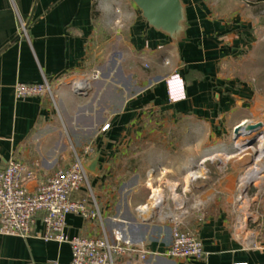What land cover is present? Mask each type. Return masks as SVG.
<instances>
[{"label": "crops", "instance_id": "crops-1", "mask_svg": "<svg viewBox=\"0 0 264 264\" xmlns=\"http://www.w3.org/2000/svg\"><path fill=\"white\" fill-rule=\"evenodd\" d=\"M182 2L185 31L175 41L150 27L131 0H0V170L10 159L36 165L33 188L88 145L86 162L97 156L96 170L87 169L89 188L72 197L96 206L100 216L68 214L69 237H111L118 230L152 253L145 264H264V177L249 188L242 213L231 207L237 173L252 162L243 160L245 138H234V128L245 121L264 124V92L236 72L242 51H253L252 57L264 51V0ZM174 73L185 91L177 101L169 99L166 85ZM43 76L60 80L53 97L15 98V83ZM155 111L199 123L206 139L200 153L154 154L150 167L175 178L220 156L231 162L215 171L214 185H206L218 193L217 201L196 213V205L185 203L188 211L178 216V201H166L157 188V202L153 184L128 186L134 172L114 167L119 158L136 156L130 150L134 135ZM215 152L221 155L201 161ZM174 222L199 237L201 258L165 254ZM41 234L38 220L25 237L0 234V264H69V245ZM114 264L131 259L118 257Z\"/></svg>", "mask_w": 264, "mask_h": 264}, {"label": "built area", "instance_id": "built-area-1", "mask_svg": "<svg viewBox=\"0 0 264 264\" xmlns=\"http://www.w3.org/2000/svg\"><path fill=\"white\" fill-rule=\"evenodd\" d=\"M20 34L26 35L25 25L20 22ZM93 79L97 77L95 73ZM88 81L73 83V88L85 87ZM58 79L42 77L39 82H17L14 85L16 99L28 97H53ZM167 92L171 101L185 97L184 83L178 73L166 79ZM105 124L102 129H106ZM91 148L84 146L81 153L55 171L44 181L37 182L36 165H28L10 159L0 170V234L25 237L31 233L36 221L42 226L41 237L67 243L71 251L69 264H114L118 257H129L131 264H145L152 253L140 244L132 242L122 232L114 231L107 236H73L66 234L65 218L68 214L83 218L100 216L96 206H88L84 199H73L74 192L82 187L89 188L88 171L85 167ZM194 172V171H193ZM182 206H179L181 208ZM185 210H182V213ZM165 254L169 257L201 258L202 243L199 237L188 230H182L179 222L171 228V240Z\"/></svg>", "mask_w": 264, "mask_h": 264}, {"label": "rangeland", "instance_id": "rangeland-1", "mask_svg": "<svg viewBox=\"0 0 264 264\" xmlns=\"http://www.w3.org/2000/svg\"><path fill=\"white\" fill-rule=\"evenodd\" d=\"M254 52L256 55L252 57L253 51L252 53L248 50L242 51V55L240 56L241 63L236 69V72L238 74H244L245 77H251L254 87L256 89L260 88L264 92V51L256 50ZM252 59H256V61ZM143 122V127H140L134 135L138 140L130 147L131 152L135 153L136 156L130 162L119 158L114 164L118 173L121 170L120 168L122 166L126 167V165L129 166L131 172H134L131 175L132 177L127 180L128 186L129 184L130 186L134 184L136 187L138 182L142 190L143 187L148 185L147 183H150L149 185L153 184L166 197V201L171 202L173 198L175 201H178V206L182 205L181 208L176 210L178 216L182 213V210H185V212L188 211L187 209L189 208L187 207L186 209L185 203L189 204V206L192 204L196 205V213L198 212V208L201 207V204L217 201L218 193L214 192V190L208 192L206 185L212 186L218 180L215 174L216 170L223 167L229 169L231 166V162L225 160L222 156L217 157V160H213V163H205L202 166L194 167L192 171L188 172V175L192 172L195 175L194 178L185 177L184 174L177 175V177L173 178L169 177L168 172L162 171L161 168L150 167L152 166L150 164H152L151 159L154 154L169 156L172 154L188 155L191 152L200 153L206 139V132L200 124H196L185 117H170L165 111L152 112ZM192 123L196 127L194 130L191 128ZM259 144L260 140L245 149L247 155L243 160L246 161L248 158L252 159L249 167L259 154L260 150H257L256 154L253 153V149H257ZM176 170L174 169V171ZM248 170L249 168L247 169V167H241L237 173V185L235 184V191L231 201V207H234L235 210L240 207L241 213L242 209L247 207L249 203L247 199L249 188L253 187L254 184L259 186L261 184V178L264 177L263 169L257 180L250 187H247V184L244 187L237 188L239 177L241 176V179L243 175L248 173ZM245 187L246 189L243 191ZM159 192L155 191L153 195L157 199L162 198Z\"/></svg>", "mask_w": 264, "mask_h": 264}, {"label": "water", "instance_id": "water-1", "mask_svg": "<svg viewBox=\"0 0 264 264\" xmlns=\"http://www.w3.org/2000/svg\"><path fill=\"white\" fill-rule=\"evenodd\" d=\"M140 10L147 24L157 31L168 35L171 39L178 41L185 31V9L182 0H131ZM263 122L249 123L245 121L236 126L233 131L234 138L244 137L241 148L251 147L259 141L264 133ZM257 149H253L256 154ZM98 157L95 156L85 163L90 171L96 170Z\"/></svg>", "mask_w": 264, "mask_h": 264}, {"label": "bare ground", "instance_id": "bare-ground-1", "mask_svg": "<svg viewBox=\"0 0 264 264\" xmlns=\"http://www.w3.org/2000/svg\"><path fill=\"white\" fill-rule=\"evenodd\" d=\"M259 150H260L259 154L256 156L253 164L250 166V170L248 171V173H246V176L243 178V184H244L243 186H242L241 179H240V188L247 185L249 183V181L258 178L259 173L264 169V139L262 137L260 138ZM220 155H221L220 153H214L212 155L204 157L201 161L205 162V161L214 159L215 157L220 156ZM187 177L188 178H194L195 175L191 172V173H189V175L187 173ZM151 189H152V193L154 195L155 194L154 192L157 191V189L153 186H151ZM155 199H157V198H155ZM158 200L161 201L162 198L157 199V202H158Z\"/></svg>", "mask_w": 264, "mask_h": 264}]
</instances>
